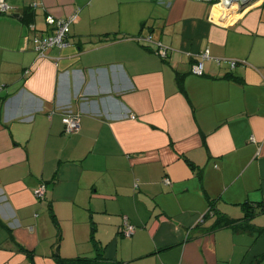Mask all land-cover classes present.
Instances as JSON below:
<instances>
[{
  "label": "crops",
  "instance_id": "1",
  "mask_svg": "<svg viewBox=\"0 0 264 264\" xmlns=\"http://www.w3.org/2000/svg\"><path fill=\"white\" fill-rule=\"evenodd\" d=\"M5 1L0 264H58L57 224L63 258L95 257L94 230L98 264H264V0ZM77 9L39 57L46 16Z\"/></svg>",
  "mask_w": 264,
  "mask_h": 264
},
{
  "label": "built area",
  "instance_id": "2",
  "mask_svg": "<svg viewBox=\"0 0 264 264\" xmlns=\"http://www.w3.org/2000/svg\"><path fill=\"white\" fill-rule=\"evenodd\" d=\"M246 1L247 0H220L219 2L222 7L229 6L232 3L242 5ZM33 5L36 7L37 3H33ZM9 8L10 6L5 0H0V12H7ZM78 13L79 10L77 9L75 12L64 18H57L50 14L46 16V23L52 27V33L45 36L36 35L34 37V48L39 57H46L47 51L52 47H65L68 44L67 38L70 32V26L78 18ZM31 27L34 28V25H31ZM147 40L152 41V36L149 35L147 37ZM156 45V53L161 58H167L169 48L166 47L161 41H156ZM199 56L200 59L192 65V72L196 75H203L204 60L210 58L209 49H205L202 53H200ZM236 63V61H232L231 67H234ZM130 116L132 118L135 117L134 114H131ZM62 121L64 123V131L68 134L75 133L80 129L79 112H74L71 109L66 110L63 114ZM166 182L170 183L168 179H166ZM46 191V185L40 184L38 187L35 188L34 195L36 196V198L43 200L45 199ZM120 232H122L125 236H130L135 232L134 225L129 223L126 216L123 217Z\"/></svg>",
  "mask_w": 264,
  "mask_h": 264
},
{
  "label": "trees",
  "instance_id": "3",
  "mask_svg": "<svg viewBox=\"0 0 264 264\" xmlns=\"http://www.w3.org/2000/svg\"><path fill=\"white\" fill-rule=\"evenodd\" d=\"M213 207H211L208 210V213L206 214V216L209 214L214 213L213 212ZM54 221L56 222V219L54 217V214L52 215ZM249 214H247L246 218L248 219ZM245 218V219H246ZM236 220H232V219H224L223 216H218L217 219V224L216 226H224V225H235ZM57 224V222H56ZM237 226V225H235ZM57 229H58V235H57V245L56 248L53 252V256L56 259V261L58 262V264H98V262L103 258L102 256V248L101 245L99 244V242L97 241V239L95 238V233L94 230L92 232L91 235V240L96 248L97 251V255L95 257H88V256H77V257H73V258H63L59 255L58 252V244L61 241V230L57 224Z\"/></svg>",
  "mask_w": 264,
  "mask_h": 264
},
{
  "label": "water",
  "instance_id": "4",
  "mask_svg": "<svg viewBox=\"0 0 264 264\" xmlns=\"http://www.w3.org/2000/svg\"><path fill=\"white\" fill-rule=\"evenodd\" d=\"M247 1H249V0H247ZM247 1H246V2H247ZM246 2H245L244 4H242V6H244V5L246 4Z\"/></svg>",
  "mask_w": 264,
  "mask_h": 264
}]
</instances>
